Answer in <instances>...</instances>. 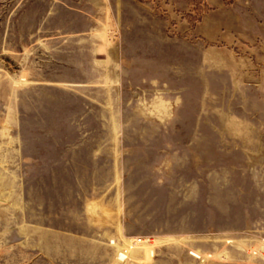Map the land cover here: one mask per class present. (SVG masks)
I'll return each instance as SVG.
<instances>
[{"label": "rangeland", "instance_id": "1", "mask_svg": "<svg viewBox=\"0 0 264 264\" xmlns=\"http://www.w3.org/2000/svg\"><path fill=\"white\" fill-rule=\"evenodd\" d=\"M0 264H264V0H0Z\"/></svg>", "mask_w": 264, "mask_h": 264}, {"label": "trees", "instance_id": "2", "mask_svg": "<svg viewBox=\"0 0 264 264\" xmlns=\"http://www.w3.org/2000/svg\"><path fill=\"white\" fill-rule=\"evenodd\" d=\"M200 2V1H199ZM193 6L196 8V9H198V4H193Z\"/></svg>", "mask_w": 264, "mask_h": 264}, {"label": "bare ground", "instance_id": "3", "mask_svg": "<svg viewBox=\"0 0 264 264\" xmlns=\"http://www.w3.org/2000/svg\"><path fill=\"white\" fill-rule=\"evenodd\" d=\"M138 242H141V241H138ZM121 257H122V255H121Z\"/></svg>", "mask_w": 264, "mask_h": 264}]
</instances>
